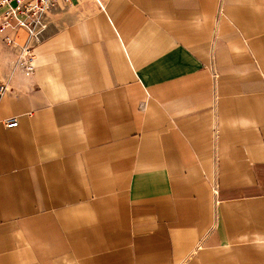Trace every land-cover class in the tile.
<instances>
[{"label":"crops","instance_id":"crops-1","mask_svg":"<svg viewBox=\"0 0 264 264\" xmlns=\"http://www.w3.org/2000/svg\"><path fill=\"white\" fill-rule=\"evenodd\" d=\"M59 10L0 79V264H264V0Z\"/></svg>","mask_w":264,"mask_h":264},{"label":"built area","instance_id":"built-area-1","mask_svg":"<svg viewBox=\"0 0 264 264\" xmlns=\"http://www.w3.org/2000/svg\"><path fill=\"white\" fill-rule=\"evenodd\" d=\"M85 0H0V38L13 53L14 59L10 68L11 74L31 76L35 71V47L45 37L49 28V15L54 9L72 6ZM10 31L13 36H1ZM26 32L27 39L21 43L20 32ZM7 91V85L1 92ZM6 128H16L19 120L16 117L4 122Z\"/></svg>","mask_w":264,"mask_h":264},{"label":"rangeland","instance_id":"rangeland-1","mask_svg":"<svg viewBox=\"0 0 264 264\" xmlns=\"http://www.w3.org/2000/svg\"><path fill=\"white\" fill-rule=\"evenodd\" d=\"M78 13H71L68 10L54 9L49 15V28L46 34L51 30H57L64 26L66 23L75 20ZM45 34V35H46ZM13 36L12 32L6 31L1 36ZM14 55L12 51L1 41L0 38V79L6 78L10 74V68L13 63Z\"/></svg>","mask_w":264,"mask_h":264}]
</instances>
